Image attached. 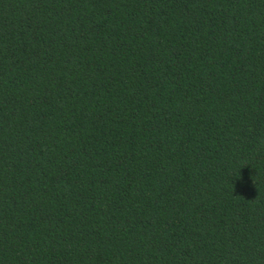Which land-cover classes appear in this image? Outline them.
Masks as SVG:
<instances>
[{
    "label": "trees",
    "instance_id": "trees-1",
    "mask_svg": "<svg viewBox=\"0 0 264 264\" xmlns=\"http://www.w3.org/2000/svg\"><path fill=\"white\" fill-rule=\"evenodd\" d=\"M0 264H264V0H0Z\"/></svg>",
    "mask_w": 264,
    "mask_h": 264
}]
</instances>
